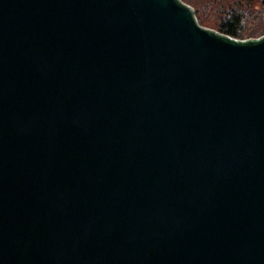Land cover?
I'll list each match as a JSON object with an SVG mask.
<instances>
[{"label":"water","instance_id":"95a60500","mask_svg":"<svg viewBox=\"0 0 264 264\" xmlns=\"http://www.w3.org/2000/svg\"><path fill=\"white\" fill-rule=\"evenodd\" d=\"M0 264H264V36L0 0Z\"/></svg>","mask_w":264,"mask_h":264},{"label":"trees","instance_id":"16d2710c","mask_svg":"<svg viewBox=\"0 0 264 264\" xmlns=\"http://www.w3.org/2000/svg\"><path fill=\"white\" fill-rule=\"evenodd\" d=\"M261 6L264 7V0H257ZM181 2L188 4L194 9V15L199 25L205 26L203 19L200 17L199 11V3L197 0H181ZM252 0H234V2H230L227 5L225 4H216L214 7H218L220 17L217 23V31L220 34H223L227 37H230L235 40L243 39L244 37H257L264 34V28L255 32V30H251L246 32L244 27V17L240 5L243 3L249 4ZM217 3L214 2L213 4ZM239 6V7H238ZM242 7V6H241ZM197 16V17H196Z\"/></svg>","mask_w":264,"mask_h":264},{"label":"rangeland","instance_id":"374dc122","mask_svg":"<svg viewBox=\"0 0 264 264\" xmlns=\"http://www.w3.org/2000/svg\"><path fill=\"white\" fill-rule=\"evenodd\" d=\"M197 2L198 3L200 2L199 3V11L201 14L200 17L203 19L205 25L202 27L218 32L217 23L220 17V13H219L220 9L214 6L216 4H221V2L222 4L227 5L230 2H234V0H214V2H217L214 4H213V0H197ZM240 9L242 11L241 14H243L244 17V27L246 29V32H249L253 29L255 30V32H258L259 30L264 28V7L261 6L257 0H252V2L249 4L243 3L242 5H240ZM262 36H264V34L257 37H244L243 39H240V41H245L249 39H258Z\"/></svg>","mask_w":264,"mask_h":264}]
</instances>
